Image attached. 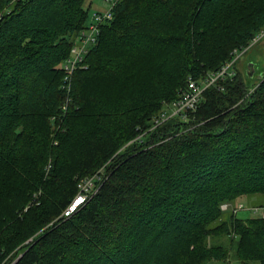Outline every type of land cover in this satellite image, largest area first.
Wrapping results in <instances>:
<instances>
[{
	"label": "trees",
	"instance_id": "16d2710c",
	"mask_svg": "<svg viewBox=\"0 0 264 264\" xmlns=\"http://www.w3.org/2000/svg\"><path fill=\"white\" fill-rule=\"evenodd\" d=\"M91 3L0 0V202L15 198L19 211L17 202L41 189L38 205L11 214V234L55 220L82 177L148 128L122 109L142 58L162 51L182 58L173 101L189 79L217 72L264 29V0H117L112 20L65 80ZM214 40L219 54L203 57L198 49ZM246 81L237 71L221 89L205 90L186 122L170 119L146 144L130 143L99 191L35 236L14 264H264V219L220 209L264 196V79L238 104ZM67 98L52 146L49 119Z\"/></svg>",
	"mask_w": 264,
	"mask_h": 264
},
{
	"label": "rangeland",
	"instance_id": "374dc122",
	"mask_svg": "<svg viewBox=\"0 0 264 264\" xmlns=\"http://www.w3.org/2000/svg\"><path fill=\"white\" fill-rule=\"evenodd\" d=\"M89 2L86 3V7H88ZM106 7L107 5L102 0H92L91 5L89 6V15H91L94 11H98L100 13H106V9H105ZM263 38L264 35L259 39V41L254 46H256ZM198 50L200 51L199 53L203 57L209 56L211 54H214L215 57L219 54L218 40L217 41L214 40L212 43H209L207 45L202 44L201 48ZM240 59L238 60L237 64L239 63ZM181 62H182V58H179L177 54H175L174 52H167V51L156 52L148 60L144 58L141 59L140 62L141 65L138 67V73L133 77V79L126 85L125 89L122 91L123 105L128 104L129 106H133V107L127 109L128 105H125L124 106L125 108L122 109L128 111L129 115L137 116L138 119L136 123L137 125L142 122L148 121L149 122L148 128H146L145 130L139 128L136 129L138 131L137 136L134 137V139H131L132 141H129L125 145L122 142L123 144L121 143L114 150V154L110 158V160L107 163L103 164L101 167H99L95 174L90 176L86 175L82 177L77 184V193L74 196V198L80 192V188H79L80 183L83 180L90 178L93 179L94 187H96L95 188L96 191L94 192L93 195H91L93 197L99 191L102 184L107 180L108 169L110 168V166H112L111 164L113 163V161H115L120 154L125 152L126 148L130 146V143L133 142V144L134 143L137 144L138 141H143V140L145 141V144L147 143L146 138H148L152 134L151 132H153L160 126V125L155 126L154 120L160 118L163 114L168 115L170 113L169 111L170 104L173 102L170 100L173 97L172 95L174 94V90L181 73V71L177 72L176 70H177V66L181 64ZM237 64L236 66L238 68ZM240 64H239V69H240ZM224 66L225 64L222 65V67ZM246 84L247 85L244 96L242 100L238 102V104H241L244 100L247 101L253 95L255 86L257 85L256 82L246 83ZM51 117L49 119V122L51 124L50 128L52 129L50 137L52 139V146H57L58 145L57 135L59 133L57 132H56L57 134L55 133L54 127L57 123L59 125L58 119L59 117H62V115L61 113H59L58 116H54L52 118ZM149 128H153V130L148 132ZM49 164L50 163L48 162L44 167V171L42 170L44 179L49 176L50 171L52 170V167H50ZM93 177H97L96 180ZM94 190H92V192ZM40 191L41 189L36 187V189L29 194L27 203L25 201L17 202L18 205H24L22 208H20L19 211H14L13 202L15 201V198L9 197L5 201L0 202V256H1L0 264H14L21 256L20 255L21 252L25 249V247L28 244H31L35 236L40 234L46 227L52 226L53 223H55L58 219H61L62 217L65 216L64 213L66 209L63 212L59 213L58 216H56L55 220H53L50 223H47V225L42 224L43 226L39 225L34 227L32 232L28 233L27 231H19V235H16L14 233L13 234L9 233L12 228L10 226L14 221L13 218H10L11 214L13 212L15 215L25 213L27 209L30 207L31 203L38 205L39 203L38 202L36 203L35 200L39 197ZM261 204H264V196L254 195L247 197L245 199H241L237 202L221 204L220 209L224 213L229 211L228 213H231L233 216H236L238 219L246 220L248 218L255 217L254 216L255 213H253L251 209L255 207L259 208V205ZM36 214H37L36 212L30 211V213L27 215L28 218L30 217V215H32L33 219L38 221L39 216ZM71 215H69L68 217H70ZM220 242L226 243V239L222 238ZM227 244L228 243H226L225 245ZM5 253L6 255L2 257V255H4ZM253 264H258V263H253Z\"/></svg>",
	"mask_w": 264,
	"mask_h": 264
},
{
	"label": "built area",
	"instance_id": "2783aa9c",
	"mask_svg": "<svg viewBox=\"0 0 264 264\" xmlns=\"http://www.w3.org/2000/svg\"><path fill=\"white\" fill-rule=\"evenodd\" d=\"M116 1L117 0H106V3L108 4V7L105 8L106 13L94 11L86 28L83 29L79 37L75 39L71 49L70 57L66 60V64L63 67V71L65 72V80H68L69 77L71 78L77 66V63H80L82 61V53L85 51L87 52V50L90 49L91 46L95 43L101 25L106 21L112 20L111 9ZM263 30L258 32L246 47L239 50H234L232 52L231 60L226 62L225 66L222 67L219 71L208 74L206 77L197 81L189 79L185 88L180 91L177 98L170 104V113L168 115L163 114L160 118L154 120L155 126L161 125L173 118H180L186 122L188 116L195 113V111L199 107V104L203 100V93L205 92V90L210 88L219 90L221 89V86L219 84L220 82L236 76V64L238 60L259 41V39L264 35ZM69 102L70 100L67 98L66 104L62 107V116H65V112L67 109L66 107ZM152 130L153 128H149L148 132ZM93 178H95L96 180L97 177ZM79 188V194L71 201L69 206L66 208L64 217H68L78 208L83 206L87 202V200L92 197L91 195H93L96 191V187H94V181L92 178L83 180L80 183ZM92 190L94 191L92 192ZM251 211L255 213L254 218L264 219V207H255L252 208Z\"/></svg>",
	"mask_w": 264,
	"mask_h": 264
},
{
	"label": "crops",
	"instance_id": "0c3cea01",
	"mask_svg": "<svg viewBox=\"0 0 264 264\" xmlns=\"http://www.w3.org/2000/svg\"><path fill=\"white\" fill-rule=\"evenodd\" d=\"M237 65V71L244 73L247 83L256 82L257 84L259 77L264 76V38L256 46L250 48Z\"/></svg>",
	"mask_w": 264,
	"mask_h": 264
},
{
	"label": "water",
	"instance_id": "95a60500",
	"mask_svg": "<svg viewBox=\"0 0 264 264\" xmlns=\"http://www.w3.org/2000/svg\"><path fill=\"white\" fill-rule=\"evenodd\" d=\"M264 79V76L259 77V81H262Z\"/></svg>",
	"mask_w": 264,
	"mask_h": 264
}]
</instances>
